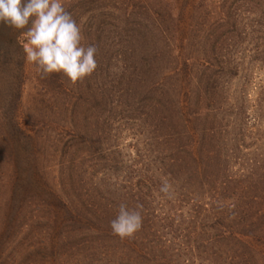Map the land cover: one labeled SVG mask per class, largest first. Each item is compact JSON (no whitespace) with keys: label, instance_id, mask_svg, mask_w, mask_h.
Wrapping results in <instances>:
<instances>
[{"label":"trees","instance_id":"trees-1","mask_svg":"<svg viewBox=\"0 0 264 264\" xmlns=\"http://www.w3.org/2000/svg\"><path fill=\"white\" fill-rule=\"evenodd\" d=\"M226 17L212 35L209 52L214 56L209 61H198L190 50L180 52L177 46L175 52L167 53L139 46L135 53L144 51L150 62L140 61V65L136 59L126 68L121 63L125 64L129 48L123 45L122 67L114 66L123 77L118 79V73L111 77L107 69L96 70L95 151L80 152L79 157L77 147L69 154L73 146L63 145L67 151L55 166L66 168L68 174L61 172L65 178L57 187L50 185L46 198L28 204L30 212L38 214L32 219L52 226L47 236L57 235L68 242L67 252H74H70L69 264H180L182 257L189 263L195 253L208 255L210 264H253L255 258L264 262V129L259 131L264 120V88L248 109L246 102L238 104L237 97L229 103L233 96L229 86L223 92L220 83L238 76L240 59L235 57L242 50L236 48L246 41L244 33L236 31L234 16ZM263 21L257 24L259 29L252 27L247 39L252 41L256 32L264 35ZM27 27L17 30L0 22L1 59ZM195 37L187 47L194 46ZM257 39L261 43L252 61L264 64V40ZM151 41L161 42L158 38ZM131 53L132 61L133 49ZM159 67L161 72L155 77L152 72ZM130 68L142 72L136 81L129 75ZM149 74L148 87L138 91ZM122 132L134 141L127 157L117 145ZM14 134L24 144L18 150L28 156L26 135L17 126ZM69 137L77 138L74 133ZM88 139L83 146L91 143ZM132 162L141 168H131ZM9 165L17 167L12 160ZM163 182L170 186L168 194L160 192ZM121 204L138 210L142 217L140 229L131 237L120 238L110 227ZM10 206L0 249L13 236L23 210V205L16 210ZM73 234L76 241L70 243ZM48 251L50 258L37 254V264H56L53 246Z\"/></svg>","mask_w":264,"mask_h":264},{"label":"rangeland","instance_id":"rangeland-1","mask_svg":"<svg viewBox=\"0 0 264 264\" xmlns=\"http://www.w3.org/2000/svg\"><path fill=\"white\" fill-rule=\"evenodd\" d=\"M62 4L80 27L81 45L96 47L94 58L97 67L90 75L77 82L70 81L62 73L45 75L34 63L25 59L23 45L26 40L23 35L18 41L13 40L8 47V56L0 58V173L4 176L2 180L0 177V240L6 238L2 230L7 222L10 205L15 210L16 206L23 205L14 231L10 234L13 236L9 235L11 239L0 249V264H27V260L37 264V254L48 255L50 258V246H53L56 254L52 262L69 264L72 260L70 252H74H67L68 242L65 244L66 240L57 235L47 236L46 231L52 226L46 221L36 222L32 219L38 214H32L28 204L38 203L51 184L57 187L61 179L65 178L61 172L68 174L66 168L55 166L67 151L63 145L73 146L69 154L77 147L79 150L76 155L79 157L80 152L91 154L95 151L97 69H107L106 73L112 77V74L118 73L115 64L128 68L131 67L129 63L133 64L136 59L140 65V61L150 62L144 51L135 53L139 46L149 48V51L157 48L159 53L175 52L177 49L174 47L177 46L180 52L183 48L187 52L190 50L191 55L198 61H209L214 56V52H209L215 39L212 35L214 36L218 22L221 19L226 20V16L230 14L237 21L236 31L243 32V39L246 41L242 47L236 48L242 50L235 57L240 59L238 76L220 83L223 92L229 86L228 91L233 95L229 97V103L233 104L234 97H237L235 100L238 104L246 102L248 109L254 105L258 90L264 88V64L252 61L255 59L256 45L261 43L257 38L264 40V35L255 31L252 41L247 39L252 27L257 29V24L264 20V0H62ZM144 28L155 36L153 39L158 38L161 42L153 44V39ZM193 35L196 36L191 40L194 46L187 47ZM137 40L138 43H147L138 45ZM165 44L170 46L169 50ZM123 45L126 49L129 48L124 59L121 57ZM143 55L145 58H141ZM122 59L125 64L121 63V66L119 61ZM158 69L152 72L155 77L161 72V68ZM141 74V71L129 72L134 81ZM118 75V79L123 77L122 73ZM147 78L137 86L138 91H144L148 87L152 76L149 74ZM240 94L243 95L242 101L239 99ZM249 114L253 115L252 112ZM250 121L248 124L251 125ZM262 122L259 123L260 132L264 129V120ZM16 126L26 135L23 139L28 156L18 150V146L24 144L15 138ZM69 133H74L77 138L70 139ZM87 138L91 143L83 146L82 143ZM119 138L118 149L127 157L134 141L124 132L120 133ZM1 159H5V162ZM11 160L17 167L9 165ZM132 164L131 168H141L140 164ZM49 168L52 170H48ZM64 189L66 190V186ZM68 240L75 243L76 237L73 234ZM206 256L208 255L195 253L189 263H185L182 257L180 264H210L209 257ZM263 263L261 259L255 258L253 264Z\"/></svg>","mask_w":264,"mask_h":264},{"label":"clouds","instance_id":"clouds-1","mask_svg":"<svg viewBox=\"0 0 264 264\" xmlns=\"http://www.w3.org/2000/svg\"><path fill=\"white\" fill-rule=\"evenodd\" d=\"M0 22L22 33L25 59L45 75L62 73L77 82L90 75L97 67L96 47L81 45V31L62 0H0ZM169 184L163 182L160 192L169 193ZM142 225L138 210L119 206L115 219L110 221L113 234L131 237Z\"/></svg>","mask_w":264,"mask_h":264}]
</instances>
